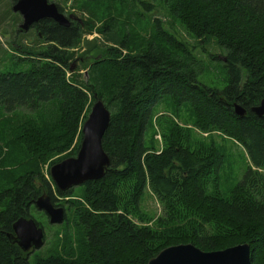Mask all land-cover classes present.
I'll list each match as a JSON object with an SVG mask.
<instances>
[{
  "label": "trees",
  "instance_id": "trees-1",
  "mask_svg": "<svg viewBox=\"0 0 264 264\" xmlns=\"http://www.w3.org/2000/svg\"><path fill=\"white\" fill-rule=\"evenodd\" d=\"M8 1L12 7L18 0ZM110 1L123 13L131 4L140 16L151 15L154 1H160L203 46L190 47L157 19L151 20L144 48L136 51L128 46L130 33L121 39L115 34L111 15L96 32L102 40H86L94 27L84 20L71 19L68 27L52 20L33 26L44 47L15 48L31 65L20 73L0 72V117L45 104L55 116L50 123L18 124L15 138L5 142L7 154L2 156L0 146V264H146L161 250L184 244L203 252L247 244L251 264H264V117L251 112L264 100V0ZM80 9L95 17L89 6ZM210 42L222 52L227 79L221 89L198 80L196 53L204 54ZM77 55L83 63L75 69ZM81 70H87L82 81ZM95 99L110 113L101 141L109 166L68 200L71 190L58 191L40 168L64 153L76 154ZM165 99L175 107L188 104L198 129L218 132L245 151L251 167L226 194L220 191L223 155L213 144L191 146L189 138L171 133L160 152L145 146L153 107ZM234 105L246 111L244 117L234 114ZM146 190L163 209L152 227L130 218L138 216ZM43 194L53 204L62 199L58 206L67 213L65 227L72 224L75 247L66 228L59 251L30 263L7 235L17 219L29 218Z\"/></svg>",
  "mask_w": 264,
  "mask_h": 264
},
{
  "label": "rangeland",
  "instance_id": "rangeland-1",
  "mask_svg": "<svg viewBox=\"0 0 264 264\" xmlns=\"http://www.w3.org/2000/svg\"><path fill=\"white\" fill-rule=\"evenodd\" d=\"M148 1L150 2V0ZM49 2L58 5L61 8L60 13L65 17L71 16L73 19L84 20L93 25L94 31L91 35L85 37L86 40H92L93 38L102 40L103 38L101 35L96 32L99 28H102L103 24L106 22L108 23L111 15L113 16L111 17L114 20L113 22H115L114 32L119 39L124 37L126 33L131 34L127 42L128 46L132 48V51L144 48V42L147 39L146 35L148 34L151 20L155 19L166 26L165 29L169 34L181 38L187 42L190 47L197 49L200 44L195 38L188 35L182 26L174 21L166 5L160 1H154L153 4L155 9L151 15L141 14V16L135 13L137 10L132 12V5L127 4V2L123 3L130 6L125 8L124 13L120 9V4L110 0H105L100 3L86 2V0H49ZM84 5L91 8L92 13L95 15L94 18H91L87 12L80 11L81 6ZM21 22L20 15L12 12L10 2L8 0H0V72L3 74L24 72L27 67L31 65V62L18 58L19 55L15 53L16 49L32 51L44 47L39 40L40 38H37L34 29L31 28L28 32H20L19 26ZM200 46L202 47L203 44H200ZM203 48L205 50L204 54L198 55L196 53V57L201 60L198 80L200 84L205 87L221 89L226 84L227 79L225 69L221 63L223 59L222 52L214 42L207 43ZM79 56H75L77 57L75 69L80 68L83 63L82 59H79ZM208 56H218L217 62H212ZM86 71H79V79L81 81L85 79ZM104 105L106 104L104 103ZM90 108L86 116H88ZM54 116L55 110L48 104L44 106L41 105L32 112L23 109L16 111L12 115H2L0 117V146L2 148V156L7 154V149L4 147L5 142L8 139L15 138L16 131H18V124L27 123L29 122L28 120L37 124L42 120H44L43 122L45 123H50L54 120ZM171 133L189 138L187 141L192 144L191 146L194 145L197 147L213 144L220 150L223 155V165L220 174V191L223 194H226L236 185L242 179L245 172L251 167L245 151L236 141L228 139L218 132L208 133L201 131L195 126L193 114L188 104L175 107L171 102L165 99L162 103L160 102L153 107V117L144 136L145 146L148 147L150 151L160 152L164 147L165 141L169 138L172 139L171 136L174 134ZM5 138L7 139L5 140ZM75 142L76 139L74 144ZM66 155L67 153L57 156L49 163L52 161L58 163L65 158L74 157L76 154L69 157ZM49 163L41 165L40 168L46 178H49ZM5 168L9 169V166H5ZM70 190L72 192L71 195L74 196L68 200H74L76 198L75 196L79 194V189L78 187H74ZM61 202L62 199L59 197L56 205H61ZM138 212V216H130L133 222L141 227H152L154 222L162 216L163 209L155 197L146 190L138 206ZM65 214L67 216L66 212ZM29 218H32L44 231V243L40 249L29 254L30 263H33L36 257H45L59 251L65 241L64 234L66 228H70L68 235L71 236L70 240L75 247V235L73 233L74 229L72 224L68 225V227H65L64 222L60 225H50L48 223V218L43 212L36 210L35 207L30 209ZM68 248L69 245L66 244V249L68 250Z\"/></svg>",
  "mask_w": 264,
  "mask_h": 264
},
{
  "label": "water",
  "instance_id": "water-1",
  "mask_svg": "<svg viewBox=\"0 0 264 264\" xmlns=\"http://www.w3.org/2000/svg\"><path fill=\"white\" fill-rule=\"evenodd\" d=\"M11 10L21 17L20 32H28L42 20H52L59 26L68 27L73 19L71 16L65 17L56 5L48 0H18ZM233 110L237 117L245 116L246 111L242 107L234 105ZM251 112L259 118L264 117V100L252 108ZM109 121V111L101 100L95 99L81 125V141L76 155L52 164L48 170L49 177L58 191L65 192L104 176L109 166V158L102 149L101 141ZM33 206L43 212L50 225H60L64 222V208L55 206L49 195L38 197ZM7 238L10 244L16 245L28 255L42 247L44 231L32 218H19L12 224V232ZM146 264H251L250 248L243 244L221 251L203 252L190 244L176 245L161 250Z\"/></svg>",
  "mask_w": 264,
  "mask_h": 264
},
{
  "label": "flooded vegetation",
  "instance_id": "flooded-vegetation-1",
  "mask_svg": "<svg viewBox=\"0 0 264 264\" xmlns=\"http://www.w3.org/2000/svg\"><path fill=\"white\" fill-rule=\"evenodd\" d=\"M33 26H34V25H33ZM33 26H32L31 28H33ZM55 206H58V205L55 204Z\"/></svg>",
  "mask_w": 264,
  "mask_h": 264
},
{
  "label": "bare ground",
  "instance_id": "bare-ground-1",
  "mask_svg": "<svg viewBox=\"0 0 264 264\" xmlns=\"http://www.w3.org/2000/svg\"><path fill=\"white\" fill-rule=\"evenodd\" d=\"M51 180V179H50Z\"/></svg>",
  "mask_w": 264,
  "mask_h": 264
}]
</instances>
